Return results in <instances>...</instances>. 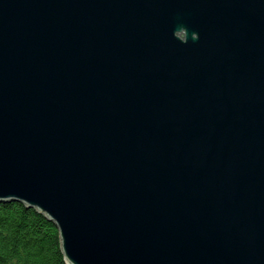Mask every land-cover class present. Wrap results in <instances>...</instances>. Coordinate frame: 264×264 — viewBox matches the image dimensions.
<instances>
[{
    "label": "water",
    "instance_id": "95a60500",
    "mask_svg": "<svg viewBox=\"0 0 264 264\" xmlns=\"http://www.w3.org/2000/svg\"><path fill=\"white\" fill-rule=\"evenodd\" d=\"M65 264H264V0H0V205Z\"/></svg>",
    "mask_w": 264,
    "mask_h": 264
},
{
    "label": "trees",
    "instance_id": "16d2710c",
    "mask_svg": "<svg viewBox=\"0 0 264 264\" xmlns=\"http://www.w3.org/2000/svg\"><path fill=\"white\" fill-rule=\"evenodd\" d=\"M0 264H65L57 229L23 205H0Z\"/></svg>",
    "mask_w": 264,
    "mask_h": 264
}]
</instances>
